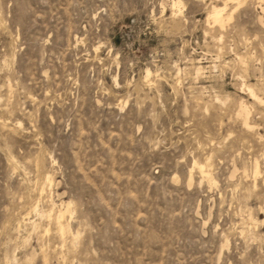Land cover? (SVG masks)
<instances>
[{
	"label": "rangeland",
	"instance_id": "374dc122",
	"mask_svg": "<svg viewBox=\"0 0 264 264\" xmlns=\"http://www.w3.org/2000/svg\"><path fill=\"white\" fill-rule=\"evenodd\" d=\"M173 1L0 0V264H264V0Z\"/></svg>",
	"mask_w": 264,
	"mask_h": 264
},
{
	"label": "bare ground",
	"instance_id": "6f19581e",
	"mask_svg": "<svg viewBox=\"0 0 264 264\" xmlns=\"http://www.w3.org/2000/svg\"><path fill=\"white\" fill-rule=\"evenodd\" d=\"M214 1V0H213ZM218 1H221V0H218ZM225 1V4H224V6H213L212 7V10L209 12V17H208V22L209 23H211V24H215L216 26H219L220 27V29H223V31H224V29H225V27H227V24L233 19V17H234V14H235V11L238 9V8H240L242 5H243V3H244V1L245 0H224ZM229 2H232V3H234L235 5H236V7H235V10L234 11H232V12H230L229 11V9H228V3ZM259 2H260V0H259ZM264 3V2H263ZM181 5H182V2L180 1V0H177V1H173V10H174V12H178L177 10H179L180 11V9H181ZM221 5H222V3H221ZM211 6V5H210ZM209 6V7H210ZM231 6H233L232 4H231ZM231 9H233V8H231ZM209 11V10H208ZM182 15V14H181ZM173 18V17H172ZM220 31H222V30H220ZM247 63V62H246ZM245 64V63H244ZM243 67V66H242ZM245 67V66H244ZM201 70H203L202 68H199V72L201 71ZM247 70V69H246ZM248 72V71H247ZM151 76V71L149 70L148 71V78ZM248 85V84H247ZM244 87V86H243ZM246 87V86H245ZM247 90V89H246ZM248 90H249V92H250V94L255 98V100L257 99V100H260L262 103H264V100L263 99H260L259 98V96L257 95V93H256V91H255V89L252 87V86H248ZM250 95V96H251ZM251 96V97H252ZM257 102V101H256ZM246 103H244V102H241V108H240V114H241V116H242V118L244 119V122H245V125L249 128V129H251L252 128V125H251V123L249 122V109H248V107L245 105ZM3 113V112H2ZM1 120H2V118H1ZM6 120V119H5ZM2 122V121H1ZM3 123V122H2ZM6 123V122H5ZM3 127V126H2ZM9 127V126H8ZM8 127H6V128H8ZM5 128V127H4ZM11 128V127H10ZM9 131V130H8ZM211 157V156H210ZM209 158V157H208ZM14 160V159H13ZM207 161H208V163H207ZM206 161V163L207 164H209V162H210V159H208ZM16 162V161H15ZM17 163V162H16ZM202 165L199 161H195V163H194V168L192 169V171L191 172H193V170H195V169H197V168H200L199 170H201L202 172H203V174H204V176L206 177H209V176H211V174L208 172V169L209 170H211L210 168H208V165ZM37 165V164H36ZM36 168V167H35ZM16 169V168H15ZM198 170V169H197ZM198 170V171H199ZM200 172V171H199ZM201 172V173H202ZM261 174V166H260V163H259V161L258 160H256L255 161V164H254V180L255 181H257V179H258V177H259V175ZM191 175V174H190ZM46 176V175H45ZM52 177V176H51ZM194 178V177H193ZM193 178L191 179V183H192V181H193ZM209 178H211V177H209ZM209 178H207V179H209ZM44 179V178H43ZM203 179V178H202ZM49 180L51 181V178L49 177ZM48 180V181H49ZM52 180H54V178H52ZM47 181V182H48ZM49 181V182H50ZM213 182V181H212ZM43 183V182H42ZM52 183V182H51ZM209 183V182H208ZM44 185H45V183H43ZM212 184V183H211ZM216 184V183H215ZM51 185V184H50ZM213 185V184H212ZM42 186V185H41ZM43 187V186H42ZM41 187V188H42ZM45 187V186H44ZM51 187H49L48 186V190L50 189ZM46 190H47V187H46ZM41 191H43V189L41 190ZM44 192V191H43ZM42 192V193H43ZM41 193V194H42ZM45 193V192H44ZM41 194H40V196H41ZM38 201V200H37ZM64 202V201H63ZM66 203V202H65ZM36 204V203H35ZM38 204V203H37ZM64 205H66V204H64ZM35 206H38V205H35ZM61 207H63L62 205H61ZM60 207V208H61ZM32 208V207H31ZM33 208H35V207H33ZM37 208V207H36ZM59 208V207H58ZM62 209V208H61ZM60 209V210H61ZM57 211V210H56ZM37 212V211H36ZM50 212H51V210H50ZM53 212V211H52ZM55 212V211H54ZM53 212V213H54ZM58 212V211H57ZM56 214V213H55ZM67 214H71V215H73L74 214V209H73V206H72V203L70 202L69 204H68V202H67V205H66V209H65V211H60L58 214H57V216H56V220H57V223H54V225L55 224H57L58 226H59V231H61L62 232V234H65L66 232H67V230H68V228H67V226L64 224V222H63V220L66 218V216H67ZM48 215H50L49 213H48ZM50 216H53V214L52 215H50ZM55 217V216H54ZM24 219V218H23ZM20 220H22V218L20 219ZM51 220H53V218L51 219ZM55 220V221H56ZM68 221H69V218L67 219ZM249 220H250V222H257V220L254 218V216L253 215H250V217H249ZM54 221V220H53ZM67 221V222H68ZM20 222V221H19ZM24 222H26V221H24ZM52 223V222H51ZM55 230V229H54ZM56 231V230H55ZM59 231H58V233H59ZM55 233V232H54ZM69 234H70V231L68 232ZM71 234H72V231H71ZM76 234V233H75ZM77 235V234H76ZM60 236H61V234H60ZM65 236H67V235H65ZM65 236H63V237H65ZM74 236V235H73ZM56 237H58V236H56ZM70 237H72L71 235H70ZM68 238V237H67ZM60 241H64V240H60ZM68 241V240H67ZM63 244V243H62ZM65 244V243H64ZM75 246V245H74ZM72 247V246H71ZM45 255V254H44ZM46 258V257H45ZM44 258V259H45ZM48 261V260H47ZM46 261V262H47Z\"/></svg>",
	"mask_w": 264,
	"mask_h": 264
}]
</instances>
